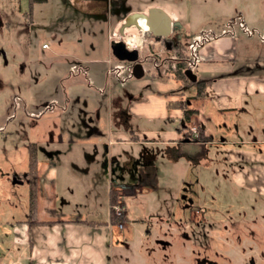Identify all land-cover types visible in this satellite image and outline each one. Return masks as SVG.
Masks as SVG:
<instances>
[{
	"label": "rangeland",
	"instance_id": "obj_1",
	"mask_svg": "<svg viewBox=\"0 0 264 264\" xmlns=\"http://www.w3.org/2000/svg\"><path fill=\"white\" fill-rule=\"evenodd\" d=\"M144 1L157 0H45L33 4L31 0H0V242L7 234L12 235L6 220L15 224L29 213L27 172L31 144H38L40 162L45 158L43 147L49 149L50 155L82 154L85 160L95 150L100 163L93 164L92 177L76 174L79 177L72 184L75 197L67 205L60 197L68 198L64 189L71 183L62 178L65 172L60 164L62 183L56 207L72 214L88 211L90 220H107L111 185L102 161L113 151L106 148L111 137L109 127L127 130L129 136L136 134L144 141L172 139V133L176 135L177 130L184 129L181 130L180 113L169 109L167 103L184 101L200 111L198 118L206 123L215 145L207 146V158L200 147L186 150L183 155L177 154L178 146H146L160 170L159 185L154 191L144 188L145 184L123 185L124 195H130L127 198L115 190L120 202L126 198L128 219L122 221L126 217L125 206L115 205L113 217L119 222L114 225L117 229L111 264H206L205 259L213 264H249L252 259L255 264H264V194L247 191L245 185L235 181L222 151L235 148L222 144L224 139L235 140V110L227 109L228 100L216 102L214 90L206 92L217 73L201 75L195 70L198 80L207 83L205 96L198 98L196 84L182 86L170 68L165 74V67L176 61L173 49L166 50L153 38L143 42L145 31L138 27L120 34L125 6L129 9L138 4L136 7L140 8ZM162 2L181 14L170 36L176 44H190L201 31L220 34L234 30L236 37L242 38L239 60L264 56V40L258 36V32L264 33V0ZM120 13L124 15L117 16ZM232 19L234 28H228ZM241 21L256 31L254 36L242 32ZM133 33L137 35L133 37ZM110 36L113 42L127 37L130 48L140 47L143 42L140 53L145 74L141 79L127 76L124 69L121 75L125 82H120L115 72L109 74L110 68L122 64L114 58L107 62ZM131 38H139L141 43L136 46ZM223 39L233 40L226 36L218 41ZM51 42V48H43V44ZM157 54L163 57L161 60L167 59L162 76L155 69ZM91 59L97 62L87 65ZM251 68L259 71L262 67ZM79 69L86 70V74L79 73ZM236 69L247 68L239 63ZM218 88L217 92L222 93L223 84ZM50 105L54 106L51 111ZM190 124L191 121L186 122L185 126L192 138ZM62 139L64 145L60 144ZM71 141L75 142L73 147ZM138 147L130 145L117 155L135 154ZM44 173L41 166L37 206L40 199L41 204L44 202V196L38 195ZM91 181L98 184L95 191L100 193L95 208L85 203L90 198L89 190L94 193L86 185ZM90 211L97 216L92 217ZM159 214L164 217L158 218ZM3 252L6 245L0 243V253Z\"/></svg>",
	"mask_w": 264,
	"mask_h": 264
},
{
	"label": "crops",
	"instance_id": "obj_2",
	"mask_svg": "<svg viewBox=\"0 0 264 264\" xmlns=\"http://www.w3.org/2000/svg\"><path fill=\"white\" fill-rule=\"evenodd\" d=\"M150 4L164 6L174 17V20H181L180 18H182L180 12L174 6L164 3L162 0L155 2L144 1L142 5ZM232 39L217 40L202 48L199 51L200 60L195 70L198 69L201 75L211 72L217 73V78L209 81L207 90H205L207 93L214 90L213 98L216 102L222 99L228 100L227 109L235 110V140L230 142H226L225 139L222 140L223 145L235 147L234 149H222L224 159L226 157L228 162L234 165L235 181L240 185H245L247 191H258L260 194H264V149L261 148L264 145V56L262 54L260 57H253L254 60L246 58L239 60L242 38L235 37ZM108 52L110 57L107 58V62L110 59L112 60L110 42ZM96 62L97 60L91 59L86 64L90 65ZM239 63H243L247 69L238 71L236 66ZM252 65H258L262 68L259 71H254L251 68L253 67ZM220 83L223 84L222 93H218L216 90V88L219 89ZM188 107L192 109L189 104ZM176 111L180 113L181 130H184L182 132L177 130L176 135L172 133L173 138L169 140L144 141L136 134L129 136L126 132L127 130L123 132L121 128L114 127L111 129L112 126L109 127L111 137L106 148H111L113 151L108 152V158H105L106 160L104 159L102 162H104L109 174L110 189H118L121 191V195H124L122 186L126 184H134L137 187L145 184L146 187L144 188H149L152 191H154V188L157 189L156 187H158L160 180V170L153 163L154 159L147 165L143 162L145 149L147 145L149 146V143L156 146H178L180 151H176L178 152L177 154L183 155H185L186 150L200 147L205 156L204 158H207L205 150L209 144L215 145L213 137L211 136V141L192 139L185 126L186 121L183 119L182 111ZM196 111L197 113L191 118V124L198 125L205 135H209L206 123H204L202 118L200 120L198 118L200 117V111ZM113 136L116 138H113ZM63 143V139L60 140V144L62 145ZM70 144L73 147L75 142L71 141ZM130 145L140 147H138L137 153L117 155L120 151L128 149ZM139 149L141 150L139 151ZM66 154L55 156L49 154L44 159H41L38 169L42 166L45 173L41 176L42 184L39 186L38 195L44 196V202L41 204V199L39 198L37 215L32 221L28 219V215L26 219L15 224H11L6 220V224L10 228L9 232L12 230V235L7 234L6 239L0 242L2 245H6V252L0 253V264H111V250L114 247L117 228L111 223L91 227L86 223L90 217L88 211L85 214V212L77 210L79 213L75 212L72 214L65 209L59 211L56 207L59 197L58 187L62 183V179L59 176L60 164H62L63 173L65 172L62 178L66 183H71V187L69 185V187L64 189L66 195L68 194V198H65V196L60 197L61 202L67 205L75 197V190L72 188V184L79 177L76 174L92 177L91 169L94 168L93 164L100 163L101 160L96 155L95 150L92 151V155L88 157V160H85L82 154L78 157L74 153H70L71 155L68 157ZM74 156L75 158H73ZM130 162L134 163L132 168L127 165ZM68 179L70 180L68 181ZM86 185L89 189L92 187L94 193L91 194V190H89L90 198L85 199V203L87 205L91 204V207L95 208L99 204L100 193L95 191L97 186L92 181ZM128 196L124 195L126 198ZM126 198H124L125 216L128 219L126 215ZM90 213L92 217L97 216L92 211ZM109 217L110 214L107 220L102 221L107 222ZM157 217L162 218L164 216L159 214ZM10 235L12 238L9 237ZM16 246L19 249L15 253ZM97 248L100 250H97Z\"/></svg>",
	"mask_w": 264,
	"mask_h": 264
},
{
	"label": "trees",
	"instance_id": "obj_3",
	"mask_svg": "<svg viewBox=\"0 0 264 264\" xmlns=\"http://www.w3.org/2000/svg\"><path fill=\"white\" fill-rule=\"evenodd\" d=\"M45 0H31V4L34 2H44ZM30 17L32 18V14L30 13ZM123 20V19H122ZM115 24V23H114ZM146 39L153 38L154 36L151 34H146L145 35ZM172 49L175 51V57L177 58L175 61L176 68L174 70L170 69L171 73L174 75V79L179 81L182 86L188 87L192 86L193 84H196L198 87V98L201 96H205V87H206V82H196L193 83L185 75V71L189 69V50L188 46H184L181 43L176 44L172 47ZM160 62V60L158 61ZM179 103H176L175 101H169L167 103V107L169 109H176V110H181L183 114V119L186 122H190L191 118L197 113L195 109H190L188 107V103L184 101H178ZM200 136L199 141H211V136L205 135L204 131L202 129H199ZM192 139H194L192 137ZM40 162V158L38 156V144L33 143L29 146V169L27 172V178L29 181L30 185V204H29V213H28V219L30 221L34 220L37 215V182H38V163ZM117 192L115 189L111 188L109 197H110V217L109 220L102 221V220H93V219H88L87 224L91 227H96V226H103L105 224L111 223L112 225L118 224V220L113 217V210L115 205H120L121 207H124V202H120L118 200V196L116 194ZM126 217H123L122 221L125 220ZM121 220V219H120Z\"/></svg>",
	"mask_w": 264,
	"mask_h": 264
},
{
	"label": "water",
	"instance_id": "obj_4",
	"mask_svg": "<svg viewBox=\"0 0 264 264\" xmlns=\"http://www.w3.org/2000/svg\"><path fill=\"white\" fill-rule=\"evenodd\" d=\"M139 14L146 17V22L149 27V31L144 32V35L151 34L157 40L162 38H168L173 32L174 17L167 11V9L159 4L145 5L139 9ZM135 14L127 16L123 20V24L120 29V34H124L125 30L130 29ZM162 34V35H159ZM110 50L112 56L119 62L131 63L133 65V77L135 79H141L144 74L143 64L140 61L141 53L139 49H130L125 41L112 42L110 44ZM185 75L193 83L198 81L197 75L193 70L188 69L185 71ZM252 259L250 264H254Z\"/></svg>",
	"mask_w": 264,
	"mask_h": 264
},
{
	"label": "built area",
	"instance_id": "obj_5",
	"mask_svg": "<svg viewBox=\"0 0 264 264\" xmlns=\"http://www.w3.org/2000/svg\"><path fill=\"white\" fill-rule=\"evenodd\" d=\"M239 27L242 30V32L244 34H246L248 37L254 36V34L256 32L255 30H252V31L249 30L247 28V26L244 24L243 21H241L239 23ZM226 36H230L231 38H235L236 34H235L234 30H232V32H224V33H220V34L214 32V31H208V32H201L200 35L197 38L192 39L191 43L188 45L189 53L192 56V59H191L192 62H190L189 68L193 69L195 67V64L197 63V61H199L198 56H197V53H198L199 49L211 44L214 41L219 40L221 37H226ZM258 36L260 37L261 40H264V33L261 34L260 32H258ZM142 37H143V42H144L145 41L144 33H143ZM111 38L112 37L110 36V39ZM126 38L127 37L124 38V41H125ZM143 42L141 43L139 48H130V47L129 48L130 49H139L140 50V48H142V46H143ZM52 46H53L52 42L43 44V48L44 49H49ZM123 69H124L125 73L127 74V76H130V77L133 76L132 75V73H133V65L131 63H122L121 66H116L114 69L110 68L109 69V74H113L115 72L118 80L120 82H125L126 79L121 75ZM80 72H84L86 74V70L84 71V69H79V73ZM53 109H54L53 105H50L49 108H48V110H50V111L53 110ZM188 128H189V132L192 133L193 138L194 139H199L200 132H199L198 125L190 124ZM118 215H119V218H120L121 213L118 212ZM119 226H120V228L123 227L122 224H119Z\"/></svg>",
	"mask_w": 264,
	"mask_h": 264
},
{
	"label": "flooded vegetation",
	"instance_id": "obj_6",
	"mask_svg": "<svg viewBox=\"0 0 264 264\" xmlns=\"http://www.w3.org/2000/svg\"><path fill=\"white\" fill-rule=\"evenodd\" d=\"M138 2H140V1H138ZM137 2V3H138ZM138 4H136V5H134L133 7H130L129 9L128 8H126V6H125V15L123 14V13H120L119 15H117V16H125L124 17V19L127 17V16H129V15H132V14H134L136 11H139V9L141 8H137L136 6H137ZM139 7V6H138ZM177 21H179L180 22V20H174V25H173V32H172V34L174 33V30H175V23L177 22ZM111 23H112V21H111V19H110V26H111ZM234 24H235V19H232V20H230L229 22H228V24L226 25L228 28H234ZM181 26H180V30H179V34H180V37H181V34H182V31H181ZM128 30V29H127ZM127 30H125V31H127ZM201 32H204V31H201ZM125 33V32H124ZM171 34V35H172ZM170 35V36H171ZM170 36L168 37V38H162V39H160V40H157L155 37H154V40H156V41H158L157 42V45L158 44H161V45H163L164 47H165V49L166 50H169V49H172V47L174 46V45H176V42L177 41H173L172 40V38H170ZM109 40H110V44L113 42L112 41V38L110 39V37H109ZM181 40V39H180ZM123 41H124V39H123ZM182 42V41H181ZM152 44H154L155 42H151ZM182 45H184V46H188L189 44H185V43H183L182 42ZM204 48V47H203ZM202 49V48H201ZM201 49H199L198 50V53H197V56H198V59L200 60V57H199V51L201 50ZM189 56H190V58L188 59L189 61V63L188 64H190V62H192V56L190 55V53H189ZM112 58H114V57H112ZM163 57L161 56V55H159V54H157V56H156V58H155V69H156V71H157V73L160 75V76H162L163 75V73H162V68L163 67H165L166 66V61H167V59L165 58V59H163V60H161ZM115 59V58H114ZM177 58L175 57L174 58V60H176ZM160 60V62H158ZM110 61V60H109ZM140 61L143 63V59L142 58H140ZM111 62H112V60H111ZM199 63V61H197V63L195 64V67L193 68V69H191V70H193V71H195V68H196V66H197V64ZM170 66V67H169ZM166 68V73L165 74H167V70H169V68L170 69H172V70H174L175 68H176V64L175 63H173L172 65L169 63V65H167V67H165ZM190 69V68H189ZM171 70V71H172ZM195 74H197L196 73V71H195ZM204 82V81H202V80H198L197 82ZM42 148V147H41ZM145 154H144V156H143V162L147 165L151 160H153L154 158V156H153V153H151V151L149 150V149H145ZM43 153H45V156H47V155H49V154H51V153H49V151H48V149H46V147H43ZM227 162H228V160H227ZM132 164H134L133 162L131 163H127V165H128V167H133L132 166ZM228 164H230V166H231V173L233 174V176L235 175V168H234V165L233 164H231V163H229L228 162ZM230 171V170H229ZM227 175V174H226ZM226 175H225V177H226ZM191 202V201H190ZM188 207H189V204H188ZM208 243H206V246H208L207 245ZM219 254V253H218ZM218 254L216 255V256H218ZM208 260L207 259H205V261L204 262H206V264H213L212 263V261H209V262H207ZM250 264V263H249ZM255 264V263H254Z\"/></svg>",
	"mask_w": 264,
	"mask_h": 264
},
{
	"label": "bare ground",
	"instance_id": "obj_7",
	"mask_svg": "<svg viewBox=\"0 0 264 264\" xmlns=\"http://www.w3.org/2000/svg\"><path fill=\"white\" fill-rule=\"evenodd\" d=\"M137 27H138V29H140L142 31H145V32L149 31V27L147 25L145 16H141L140 14L134 16L133 21H132V25H131V29L136 30ZM136 35H137V33H135V34L133 33L132 36L135 37ZM159 35H162V34H159ZM130 40H131V42L137 43L136 46H138L141 43V39H139V38H137V39L131 38Z\"/></svg>",
	"mask_w": 264,
	"mask_h": 264
}]
</instances>
